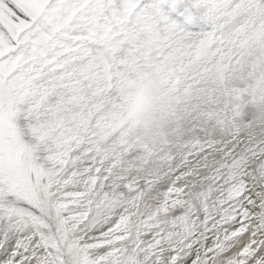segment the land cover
Masks as SVG:
<instances>
[{"label": "snow or ice", "instance_id": "1", "mask_svg": "<svg viewBox=\"0 0 264 264\" xmlns=\"http://www.w3.org/2000/svg\"><path fill=\"white\" fill-rule=\"evenodd\" d=\"M0 264H264V0H0Z\"/></svg>", "mask_w": 264, "mask_h": 264}, {"label": "rangeland", "instance_id": "2", "mask_svg": "<svg viewBox=\"0 0 264 264\" xmlns=\"http://www.w3.org/2000/svg\"><path fill=\"white\" fill-rule=\"evenodd\" d=\"M184 6H190L188 4H185ZM187 29L191 30V26H186Z\"/></svg>", "mask_w": 264, "mask_h": 264}, {"label": "bare ground", "instance_id": "3", "mask_svg": "<svg viewBox=\"0 0 264 264\" xmlns=\"http://www.w3.org/2000/svg\"><path fill=\"white\" fill-rule=\"evenodd\" d=\"M181 7L183 8V7H185V6L183 5V6H181ZM174 18H176V17H175V14H174ZM187 30H189V29H187Z\"/></svg>", "mask_w": 264, "mask_h": 264}]
</instances>
